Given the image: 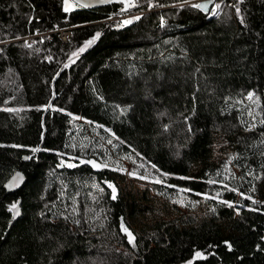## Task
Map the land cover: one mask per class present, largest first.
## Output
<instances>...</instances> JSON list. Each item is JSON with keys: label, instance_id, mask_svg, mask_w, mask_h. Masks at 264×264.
<instances>
[{"label": "trees", "instance_id": "16d2710c", "mask_svg": "<svg viewBox=\"0 0 264 264\" xmlns=\"http://www.w3.org/2000/svg\"><path fill=\"white\" fill-rule=\"evenodd\" d=\"M63 1L0 0V264H264V0H214L207 12L187 0L65 12ZM131 14L141 17L116 30L110 18ZM65 22V42L23 40ZM85 125L149 165L155 190L221 188L215 209L132 233L100 152L72 140ZM214 135L231 148L235 180L212 174ZM17 169L25 183L8 194ZM93 184L108 210L98 229L84 219ZM63 187L77 222L55 207ZM110 231L119 242L100 246Z\"/></svg>", "mask_w": 264, "mask_h": 264}, {"label": "rangeland", "instance_id": "374dc122", "mask_svg": "<svg viewBox=\"0 0 264 264\" xmlns=\"http://www.w3.org/2000/svg\"><path fill=\"white\" fill-rule=\"evenodd\" d=\"M199 0H187L181 4H195ZM171 4V3H170ZM178 4V5H181ZM171 4L166 7L175 6ZM219 7L217 3L212 6L211 13L217 14ZM247 98V97H246ZM254 114L256 108H253ZM85 134L83 127H78L81 131L78 135L83 136L78 139L74 137L72 140L79 148L86 149L91 143L93 151H99L96 159L100 161L101 166L110 169V177L113 178L111 191L113 188L122 192L123 196L129 201L124 223L132 231V233L151 235L152 226L158 220H169L179 217L180 214L192 215L198 219H202L213 211L218 204V196L223 193L221 188H216L212 195H197L196 197L182 191L174 192L161 186L157 190L153 187V183L161 181V177L154 173L150 166L142 161H136L131 155H127L120 151L119 145L112 141L110 134L99 133L94 127L85 125ZM212 148V159L214 161L213 176L219 175L223 179H236L238 175L235 170L234 163L228 157L231 151L229 144L225 142L220 135H214ZM90 191V202H85V221L87 225L93 229H98L103 224H106V212L108 211L101 204L103 190L99 184H93ZM65 187L61 192V206H55L58 212L69 218H73L77 222L79 210L78 202L75 198L66 199L64 193ZM213 199V200H212ZM88 203V204H87ZM133 207V209H129ZM133 235V234H132ZM134 237V235L132 236ZM119 242L118 236L114 231H110L104 240L99 244L106 247L108 245L116 246Z\"/></svg>", "mask_w": 264, "mask_h": 264}, {"label": "water", "instance_id": "95a60500", "mask_svg": "<svg viewBox=\"0 0 264 264\" xmlns=\"http://www.w3.org/2000/svg\"><path fill=\"white\" fill-rule=\"evenodd\" d=\"M214 0H199L197 2V5H207L208 10L213 4ZM115 4H121L122 8L124 10L130 9L134 7V0H67V3H65V0L63 1V9L65 11V8L67 7L69 10L65 12H75L81 9H97V8H102L106 7L109 5H115ZM201 11L207 12L200 8ZM139 17H141V14H136L132 16H128L123 18L116 26V30H122L125 29L129 26H131L133 23L137 22L139 20ZM26 159V157H24ZM26 180L24 174L19 170H15L10 178H8L5 183H4V188L6 190V193H15L18 191L23 185L24 181ZM20 204V199H17L16 202V208L12 210V220L9 221L10 224L14 221L17 220L20 215L21 211L19 207ZM18 213V214H17Z\"/></svg>", "mask_w": 264, "mask_h": 264}, {"label": "built area", "instance_id": "2783aa9c", "mask_svg": "<svg viewBox=\"0 0 264 264\" xmlns=\"http://www.w3.org/2000/svg\"><path fill=\"white\" fill-rule=\"evenodd\" d=\"M128 16H132V14L131 15L116 16V17L110 18V20L120 21L123 18L128 17ZM72 29H73L72 26L67 25L65 22V25L55 27L52 30L44 31V33L36 31L33 34H28L23 38V40L25 41L27 46H31V45H33L34 40H36V39H39V40H43V38L51 39L52 35H56L57 39H59L62 42H65L70 38Z\"/></svg>", "mask_w": 264, "mask_h": 264}, {"label": "snow or ice", "instance_id": "6c2138e0", "mask_svg": "<svg viewBox=\"0 0 264 264\" xmlns=\"http://www.w3.org/2000/svg\"><path fill=\"white\" fill-rule=\"evenodd\" d=\"M65 3H67V0H65ZM196 7H199V8H202L203 10H205V11H207L208 10V6L205 4V5H196ZM217 7H218V5H217ZM69 9L66 7L65 8V11H68ZM237 11H239V9H237ZM213 14H215V13H213ZM89 44H91L92 43V41H89L88 42ZM87 46V45H86ZM84 49H81V51H83ZM250 96H251V94H249ZM39 149H35L34 151H38ZM157 182H159V181H157ZM110 187H111V185H110ZM113 194H115V188H113ZM113 198H115V195H113ZM229 206H231V205H229ZM16 208V205H13L12 206V209H15ZM11 210V209H10ZM18 214V213H17ZM124 231L125 232H128V230L126 229V228H124ZM128 235H129V237H130V239L132 238L131 237V233H128ZM197 256H200V253H197L196 254Z\"/></svg>", "mask_w": 264, "mask_h": 264}]
</instances>
